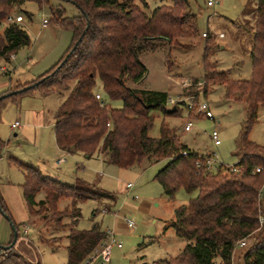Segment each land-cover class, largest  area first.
Segmentation results:
<instances>
[{"label": "trees", "instance_id": "1", "mask_svg": "<svg viewBox=\"0 0 264 264\" xmlns=\"http://www.w3.org/2000/svg\"><path fill=\"white\" fill-rule=\"evenodd\" d=\"M62 1L78 11L77 16L65 18L58 6L59 11L51 20L72 32L69 47L48 71L0 94L4 96L0 103L27 93L48 96L72 84L54 115L53 131L59 149L88 157L98 152L107 164L120 169L131 168L145 159L152 165L166 161L154 177L163 195L173 199L179 190L197 193L186 205L175 209L171 224L176 236L190 243L175 257L152 264H233L236 244L243 239L251 243L244 247L236 264H264V147L247 140L258 108L264 105V0H256L249 80H231L225 72H218L208 61L209 35L204 38V89L219 84L225 88L226 99H234L235 95L245 99L247 124L241 138L242 156L236 164L241 169L229 176H222L217 165L210 170L205 166L197 168L200 154L182 145L164 123L159 137L150 138L153 111L167 116L177 115L179 110L175 107L174 112H167L166 93L127 85L139 83L145 76L140 55L152 50L156 40L171 44L197 36L196 17L189 0H160L162 4L149 15L144 12L147 0ZM27 2L49 5V0H0V62L4 65L10 62L11 55L30 46L23 25L7 22L8 17L22 16V6ZM96 80L109 101H121V108H112L101 95V101L95 99ZM4 147L0 140V152ZM20 166L24 172L23 197L29 215L35 219L33 224L59 231L67 228L64 221L72 220L66 236L67 264H81L106 236L96 226L89 230L75 228L81 216L79 205L105 194L85 182L66 185L43 176L36 168ZM257 168L260 171L255 173ZM40 193L44 199L37 202ZM63 201L69 204L60 209ZM0 210L18 238L1 197ZM12 239L13 234L6 246L11 245ZM0 264L39 263L29 262L13 246L0 250Z\"/></svg>", "mask_w": 264, "mask_h": 264}, {"label": "rangeland", "instance_id": "2", "mask_svg": "<svg viewBox=\"0 0 264 264\" xmlns=\"http://www.w3.org/2000/svg\"><path fill=\"white\" fill-rule=\"evenodd\" d=\"M147 4L148 8L144 12L149 15L162 2L147 0ZM58 5L64 10L63 17L78 15L73 5L54 0H49L47 6H39L35 2H27L22 6L23 27L31 43L5 64L10 72L9 76L0 71V93L3 91V84L9 80L10 84L14 85L16 81L36 79L39 74L45 73L69 47L72 32L51 21L59 11L56 10ZM52 7L56 11H53ZM189 7L196 17L197 36L190 40L179 39L177 43L171 44L156 40L152 50L140 55L148 71L147 77L140 83L129 82L127 85L133 89L163 92L172 100L180 101L174 106L179 110L177 115L164 116L156 111L151 113L154 122L148 131L150 138L159 137L161 124L164 123L174 131L182 145L231 167L237 164L242 156L241 138L247 124L245 99H238V95H235L234 99H226L225 88L219 84L210 85L207 90L202 86L203 96L213 114L212 120L197 116L195 112L189 114L192 119L188 118L184 102L189 99L188 96L200 98L194 81L202 82L204 76L203 56L207 42L201 37L202 33L209 35L211 49L208 61L215 65L218 72H225L231 80L250 79L251 30L256 0H217L214 8H207L205 0H189ZM42 19L50 22L46 30L41 27ZM219 34H223L224 38H218ZM1 66H4V63L0 62ZM182 81L192 82L193 86L185 88L181 85ZM18 85L21 84L16 86ZM72 87L70 84L68 88L60 89L46 98L25 95L20 100L7 99L0 103V140L5 143L0 152V197L17 228L18 242L15 243V249L31 263L67 264L66 236L68 227H72V220L64 221L67 228L59 231L42 229L41 226L33 224L35 219L29 215L23 197V171L13 160L38 167L42 174H48L50 178L66 185H74L75 179H80L105 194L79 205L81 216L75 226L78 230H89L103 218L104 222L110 221L113 213L108 212L114 200L117 201L116 208L130 204L132 196L137 197V201L144 198L154 200V203L149 205L147 215L142 213L125 216V221H131L134 228L131 231H120L118 240L122 244V254L114 250L110 264H152L156 260L175 257L190 242L177 237L171 227L174 211L195 198L197 193L188 194L179 190L173 199L163 195L154 177L165 166L166 161L152 165L145 159L131 168L120 169L107 164L104 157L103 160L97 157L87 160L82 156L77 158L76 155L61 156L65 162L61 169L66 168L64 172L55 173L54 166L58 155L50 152L49 145L53 138L52 124L57 109ZM93 92L99 93L103 101L112 108H121V101H109L105 97L98 80ZM202 100L203 98L200 99ZM171 107L172 105L167 104L168 109ZM15 121L21 123L20 130H11L10 126ZM187 122L193 125L190 132L184 131ZM214 129L217 130L221 142L217 147L210 138ZM247 140L264 147V105L258 108ZM126 184L135 186L134 190H131L133 193L127 197ZM42 199L43 194H38L36 201ZM155 203L158 206H155ZM68 204V201H63L59 208L62 209ZM119 208L118 210L121 209ZM153 219L155 224L152 223ZM165 223L167 226H164ZM11 234V225L0 214L1 246L7 244ZM250 243V240L246 239L247 246ZM245 249L235 252L234 264Z\"/></svg>", "mask_w": 264, "mask_h": 264}, {"label": "built area", "instance_id": "3", "mask_svg": "<svg viewBox=\"0 0 264 264\" xmlns=\"http://www.w3.org/2000/svg\"><path fill=\"white\" fill-rule=\"evenodd\" d=\"M206 2V7L207 8H214L217 0H205ZM23 20L22 16L18 15V16H11L7 18V22L9 23H21ZM48 24V21L46 19L42 20V25L46 26ZM206 33H202L201 37L202 38H206ZM220 38L223 37V35H219ZM14 59V55L10 56V60ZM0 71L2 73L7 72V69L4 66L0 67ZM182 86H184L185 88H191L193 86L192 82H183ZM195 86L198 88V95H200V98H196L195 96H188L189 99H187L186 102H184V108L187 111V114L189 115L190 113L195 112V114L197 116L200 117H204L206 119H213V114L209 108V103L207 102V100L204 98L203 96V92L201 87L203 86V82L198 81L197 83H195ZM203 98L202 101H200V99ZM95 99L98 101H101V96L100 95H95ZM180 101H174L171 98H169L168 100V104L172 105V106H177L179 104ZM20 125L18 122H15L14 124H12L11 128L13 129H17L19 128ZM193 128V125L191 122H187L184 126V131L185 132H190ZM210 138L214 144V146H219L220 145V140H219V136H218V132L216 129H214L211 134H210ZM62 161L59 160L57 163L60 164ZM204 163V164H203ZM215 165H217L218 167L221 168V175L222 176H229L230 174L236 173L238 172L241 167L237 166L236 164L234 166L228 167L223 165L221 162L217 161L216 159H214L211 156H203L200 155L198 156L197 162H196V167L197 168H201L204 167L207 170L212 169ZM260 170L257 168L255 169V173H258ZM128 188L131 187V184H129L127 186ZM136 199V197H135ZM105 212V211H103ZM125 224L127 226L128 229H133L134 225L131 221H125ZM105 239L100 243V245L98 247H96L94 249V251L88 255L81 264H110L111 261V257L113 254V251L115 249H121L122 248V244L121 242H119L116 234L114 231L110 230L107 231L105 233ZM246 239H243L241 241H239L236 244V247L238 249H242L244 247H246Z\"/></svg>", "mask_w": 264, "mask_h": 264}, {"label": "crops", "instance_id": "4", "mask_svg": "<svg viewBox=\"0 0 264 264\" xmlns=\"http://www.w3.org/2000/svg\"><path fill=\"white\" fill-rule=\"evenodd\" d=\"M54 1H57V2H61V3H67V2H64V1H62V0H54ZM69 4V3H68ZM72 5V4H71ZM60 8H58L59 10H63V8H62V6L61 5H58ZM57 6V7H58ZM63 14H64V10H63ZM21 16V15H20ZM22 18H23V20H22V22L21 23H19V24H22L23 25V23H24V17L22 16ZM43 20V19H42ZM47 20V19H46ZM41 23H42V21H41ZM49 24H50V22H48V24L46 25V26H43L42 24H41V27H42V29H44V30H46V29H48L49 28ZM202 35V34H201ZM219 35H223V34H219ZM219 35H218V38H220L219 37ZM222 38H224V35H223V37ZM71 43V42H70ZM67 49V48H66ZM66 49L64 50V52L66 51ZM64 52H62V54L60 55V57L58 58V60L61 58V56L64 54ZM142 56V55H141ZM141 56H140V60L142 61V58H141ZM14 58H15V55H14ZM57 60V61H58ZM11 61V60H10ZM56 61V62H57ZM55 62V63H56ZM54 63V64H55ZM143 63V62H142ZM53 64V65H54ZM144 64V63H143ZM52 65V66H53ZM52 66H50V67H52ZM145 66V65H144ZM146 67V66H145ZM48 70V69H47ZM47 70H45V71H47ZM40 71H42V69L40 70ZM38 73V72H37ZM40 73V72H39ZM44 73V72H43ZM42 73V74H43ZM4 74H6L7 76H9V74H10V72L7 70V72H5ZM41 74H39V76H40ZM146 75V74H145ZM147 75H148V73H147ZM147 75L145 76V78L147 77ZM145 78H143L140 82H142ZM34 79H26V80H22V81H16V83L14 84V85H11L10 83H11V81L9 80V82H7L6 84H3V91L0 93V94H2V93H4L5 91H7L9 88H11V87H13V86H16L17 84H24V83H27V82H30V81H33ZM139 82V83H140ZM182 83H183V81L181 82V85H182ZM182 87V86H181ZM96 95H100L99 93H95ZM25 95H31V96H39L37 93H27V94H21L16 100H20V98H22L23 96H25ZM49 96V95H48ZM1 97V96H0ZM40 98H46L47 96H39ZM169 97V96H168ZM170 98V97H169ZM172 107H174V106H172ZM22 114V113H21ZM15 122H18V121H15ZM14 122V123H15ZM14 123H12V124H14ZM19 123V125H20V127L19 128H17V129H21L22 127H21V123L20 122H18ZM12 124H11V126H12ZM11 126H10V128H11ZM43 127V126H42ZM17 129H13V128H11V130H17ZM53 129H54V122H53V124H52V131H53ZM14 136H16V134L14 135ZM49 145H50V152L54 155V154H57L58 155V157H57V160H56V162H55V166H54V169L56 170L55 171V173L56 172H64V169L66 168H63V169H61V167L64 165V158H62L61 156H74V155H76V156H78L77 158H80V156H82L83 158H85V159H87V160H90V159H93L94 157H97V158H100V159H102L103 160V155H101L100 153H94L92 156H90V157H88V156H85V155H83V154H81V153H71V152H68V151H64V150H61V149H59L58 147H57V145H56V142H55V137H54V131H53V138H52V142H49ZM43 148V147H42ZM42 148H40V149H42ZM190 149V148H189ZM192 150V149H191ZM59 160H61L62 162L60 163V164H58L57 162L59 161ZM161 162H163V161H161ZM13 163L15 164V165H17V166H19L20 168H21V166L20 165H25V166H30V167H33V168H35L34 166H32V165H29V164H24V163H21V162H19L18 163V161H15V160H13ZM22 169V168H21ZM36 169L37 170H39V168L38 167H36ZM22 171H23V169H22ZM39 172L41 173V171L39 170ZM42 174V173H41ZM43 176H45V177H49L50 178V176L47 174H42ZM23 176H24V172H23ZM53 179H55V178H53ZM59 181V180H58ZM81 180L80 179H75V183H77V182H80ZM81 182H84V181H81ZM129 184H126V186H125V189H126V197H127V195H130V193H133V192H131V190L133 189L134 190V188H135V186H133L132 184H131V187L130 188H128L127 186H128ZM132 190V191H133ZM129 197V196H128ZM137 198V197H136ZM131 200H132V202L130 203V204H126V205H122V207H118L120 210H118V208H116V200H114L113 201V204H112V206L110 207V211L108 212V213H113V215H112V217H110L111 219H110V221H105L104 222V219L105 218H103V220H101L99 223L97 222V223H95V225H92V227L93 226H96V227H98L99 228V230L101 231V232H104V233H106L107 231H110V230H112V231H114L115 232V234H116V236H117V238L119 237V234H120V231L122 230V229H126V230H129V231H131L130 229H128L127 228V226H126V224H125V216L126 215H128V216H131V215H133V214H148V212H149V205L152 203H154V200L153 201H151V199L149 198H144L143 200H141V201H137V199H135V197H131ZM38 201H40V200H38ZM37 201V202H38ZM126 201H128V200H126ZM155 206H158V204H156L155 203ZM116 208V209H115ZM117 210V212H114V211H116ZM126 210L128 211V214H126ZM110 222V223H109ZM109 223V224H108ZM152 223H156V221L153 219V221H152ZM108 224V225H107ZM164 226H167L166 225V223L164 224ZM91 227V228H92ZM10 236V235H9ZM11 237V236H10ZM9 240H10V238L8 237V242H9ZM7 242V243H8ZM16 242H18V240L16 241ZM23 243H24V241L22 240V245H23ZM7 244H5L4 246H6ZM16 245V244H15ZM15 245H14V248H15ZM16 247H17V245H16ZM22 248H24V247H22ZM21 249V248H20ZM116 250V252H119V254L121 255L122 254V248L121 249H115ZM237 250H239V249H237ZM237 250H235V252L237 251ZM17 251V250H16ZM18 252V251H17ZM113 253H114V251H113ZM21 254V253H20ZM22 255V254H21ZM178 255V254H177ZM235 255V254H234ZM234 255H233V257H234ZM23 256V255H22ZM143 260H144V257H143ZM156 261H159V260H156ZM156 261H153L152 263H154V262H156ZM110 263H111V261H110ZM233 264H234V262H233Z\"/></svg>", "mask_w": 264, "mask_h": 264}, {"label": "water", "instance_id": "5", "mask_svg": "<svg viewBox=\"0 0 264 264\" xmlns=\"http://www.w3.org/2000/svg\"><path fill=\"white\" fill-rule=\"evenodd\" d=\"M147 73H148V71L146 69V73L145 74L147 75ZM145 76L143 78H145ZM3 97L4 96H1L0 99H2ZM174 110H175V107H171L170 109L167 110V112L171 113V112H174ZM0 214L3 215L5 217V219H8V217L5 214H2L1 210H0ZM11 229H12V234H13V239H12L11 245H9V246H1L0 245V250H2V251L7 250L10 247H13L15 245L16 241H17V234L15 232L14 227L11 226Z\"/></svg>", "mask_w": 264, "mask_h": 264}]
</instances>
